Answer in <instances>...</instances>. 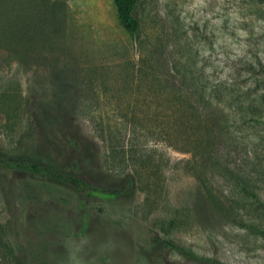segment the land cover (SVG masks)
<instances>
[{
	"label": "rangeland",
	"instance_id": "1",
	"mask_svg": "<svg viewBox=\"0 0 264 264\" xmlns=\"http://www.w3.org/2000/svg\"><path fill=\"white\" fill-rule=\"evenodd\" d=\"M0 6L29 36L0 48V151L137 179L103 199L0 166V233L23 264H264V0H139L137 39L113 0ZM173 217L168 236L209 261L154 256Z\"/></svg>",
	"mask_w": 264,
	"mask_h": 264
},
{
	"label": "trees",
	"instance_id": "2",
	"mask_svg": "<svg viewBox=\"0 0 264 264\" xmlns=\"http://www.w3.org/2000/svg\"><path fill=\"white\" fill-rule=\"evenodd\" d=\"M2 1L3 0H0V2ZM138 2L139 0H113L118 24L136 39L139 37L141 26L140 21L134 13ZM0 8V48H5L10 52L12 51L14 54H20V52L24 49L26 41L29 40V36L26 35V32L23 31L24 28L22 27H20L17 31L15 30L14 26L18 27L19 24H22L21 18L18 16L16 18L18 24L15 23L16 25L14 24L13 26H9L7 24V26L5 24L6 22L2 23L3 20L6 19L8 11L4 6H0ZM183 72L185 73V77H188L185 69H183ZM201 89L204 90L205 87L202 86ZM203 92L206 93L207 91ZM221 92L222 91L220 90H214V95L219 96ZM182 107L184 108V105H182ZM184 110L189 114V116L192 114L195 117L197 114V110L192 105L190 106L189 103L186 105ZM180 120L182 124H190L189 126L191 129L196 128L194 122L195 119L190 121L189 119L181 118ZM208 128H205L206 132H208ZM0 166L14 170H24L48 180L66 184L85 197L97 196L103 199H113L131 195L134 192L133 185L137 181L134 171V174H127L123 182L119 185L112 187L98 186L83 176L69 174L62 171L55 165L42 163L41 161L27 156H7L2 150L0 151ZM145 186H147V184ZM166 222L168 223V227L166 229L168 232L167 235L155 236L152 239V245L155 249L154 256L162 258L165 253H171L198 262L210 260L205 257L198 256L194 251L181 246L177 241H175V239L168 236L169 232L178 228L177 217H173ZM149 256L150 258H153L150 253ZM0 258L2 260H7L6 262L9 264H23L12 251L10 245L3 240L1 233ZM153 263H155L154 260Z\"/></svg>",
	"mask_w": 264,
	"mask_h": 264
}]
</instances>
